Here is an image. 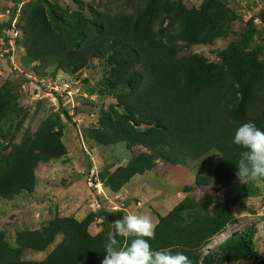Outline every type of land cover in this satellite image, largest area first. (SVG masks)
<instances>
[{
  "label": "trees",
  "instance_id": "trees-1",
  "mask_svg": "<svg viewBox=\"0 0 264 264\" xmlns=\"http://www.w3.org/2000/svg\"><path fill=\"white\" fill-rule=\"evenodd\" d=\"M88 8L87 16L75 10L67 28L64 17L47 0H34L22 41L25 60H37L40 74L48 66L50 74L58 69L71 74L91 58L103 56L108 64L106 86L123 87L114 92L115 103L99 109L96 125L85 135L101 145L121 141L126 147L137 144L144 149L131 153L122 166L100 169L99 181L116 191L158 158L182 163L211 147L218 151L211 174L195 173L193 183L228 184L237 178L236 161L243 149L233 143L236 130L246 122L264 130V60L245 47L249 31L218 51V63L196 53H179L185 45L210 42L227 33L236 14L226 1L200 0L186 6L180 0H105ZM257 16L264 23V8ZM8 21L0 23V34ZM11 96L0 87V137L13 110L7 105ZM61 135L56 114H46L33 128L23 129L18 141L0 153V198L32 189L37 164L65 154ZM254 181H240L224 199L207 192L196 198L184 195L165 213L155 212L152 249L184 253L192 264L240 258L264 264L254 245L253 223L201 251L233 221L229 204L255 193ZM190 188L183 185L184 191ZM124 214L121 207H99L80 219L54 215L39 227L18 229L13 246L0 231V264H102L114 221ZM96 217L99 228L92 233L88 224ZM56 234L60 239L43 257H21L25 249H45ZM117 239L122 247L130 243Z\"/></svg>",
  "mask_w": 264,
  "mask_h": 264
},
{
  "label": "rangeland",
  "instance_id": "rangeland-1",
  "mask_svg": "<svg viewBox=\"0 0 264 264\" xmlns=\"http://www.w3.org/2000/svg\"><path fill=\"white\" fill-rule=\"evenodd\" d=\"M33 1L0 0V23L9 20L0 34V87L12 94L7 105L13 109L2 124L4 134L0 137V153L18 141L23 129L33 128L46 114H56L61 122V140L66 152L37 164L32 189L20 191L8 199L0 198V231L10 245H15L18 229L39 227L54 215H72L80 219L90 209L96 211L99 207L112 206L123 208L125 213L147 214L152 218L156 216L155 212H163L184 195L196 198L207 192L217 199H224L231 194L240 182L238 178L228 184L213 180L206 184L193 183L195 173L211 174L218 156L213 147L182 163L158 158L150 169L133 174L115 192L97 182L100 169L122 166L131 153L144 149L137 144L126 147L121 141L101 145L85 135L88 127L96 125L99 109L115 103L113 94L123 87L106 86L104 77L108 64L103 56L91 58L86 66L71 74L60 69L50 74V66L45 68V74H40L37 60L26 61L22 39L27 29L25 18ZM47 1L64 17L63 24L68 28L75 10L87 16L90 14L88 6L105 0ZM180 1L190 6L200 0ZM225 1L236 14L227 33L210 42L185 45L179 53H196L218 63V51L230 40L241 38L249 31L245 47L264 60V23L257 16L259 9L264 8V0ZM139 127L143 128L145 124ZM184 184L191 185V188L184 191ZM253 185V195L242 196L229 204L233 221L222 233L213 235L202 252L213 247L230 231L253 223L256 226L254 245L258 256L264 260V181L255 179ZM97 228L99 222L95 220L90 230ZM59 239L60 234H56L45 249H25L21 257L39 259ZM211 264L258 263L256 258H240Z\"/></svg>",
  "mask_w": 264,
  "mask_h": 264
},
{
  "label": "clouds",
  "instance_id": "clouds-1",
  "mask_svg": "<svg viewBox=\"0 0 264 264\" xmlns=\"http://www.w3.org/2000/svg\"><path fill=\"white\" fill-rule=\"evenodd\" d=\"M233 143L243 149L236 161L237 178L241 182L264 178V130L254 122L243 123ZM114 229L105 243L102 264H192L184 253L152 249L149 241L155 238L156 224L150 215L125 213L114 221ZM117 237L129 240V245L122 247Z\"/></svg>",
  "mask_w": 264,
  "mask_h": 264
},
{
  "label": "crops",
  "instance_id": "crops-1",
  "mask_svg": "<svg viewBox=\"0 0 264 264\" xmlns=\"http://www.w3.org/2000/svg\"><path fill=\"white\" fill-rule=\"evenodd\" d=\"M34 174H35V172H34ZM97 182H99V180H98ZM123 185H124V184H123ZM123 185H122V186H123ZM109 190H110V189H109ZM111 191H112V190H111ZM116 191H117V190H116ZM113 192H115V191H113ZM103 208L112 209V208H114V207L110 206V207L108 208V207H105V206H104ZM118 208H119V207H118ZM167 208H168V207H167ZM167 208H166V210H164L163 212H160L159 214H163V213H165L170 207H169L168 209H167ZM164 209H165V208H164ZM89 211H94V210H93V209H90ZM87 212H88V211H87ZM95 220H96L97 222H99L100 219H99L98 217H96L94 220H92V221L88 224V230H89L90 232H92V233L95 232V231H97V229H98V228H97V229H95V230H90V226L92 225V223L95 224ZM152 220H153V222L155 223V221H156V216H155V217H152ZM219 233H222V232H219ZM216 234H217V233H216ZM227 234H228V233H227ZM227 234H226V235H227ZM214 235H215V234H214ZM226 235H224L221 239H218V240H219V241L222 240ZM219 241H217V242H219ZM203 248H204V246L202 247V249H203ZM207 249H209V248H205V250H207Z\"/></svg>",
  "mask_w": 264,
  "mask_h": 264
}]
</instances>
